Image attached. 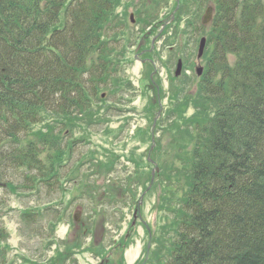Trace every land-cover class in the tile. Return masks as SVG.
<instances>
[{
	"label": "trees",
	"instance_id": "16d2710c",
	"mask_svg": "<svg viewBox=\"0 0 264 264\" xmlns=\"http://www.w3.org/2000/svg\"><path fill=\"white\" fill-rule=\"evenodd\" d=\"M120 1L0 0V141L16 143L12 153L2 151L1 165L35 168L40 180L51 174L36 146L28 155L19 150L20 136L51 157L66 153L61 124L58 135L34 134L32 126L45 113L68 123L91 118L97 85L108 79L112 45L102 36ZM207 35L200 111L187 121L190 138L185 132L176 140L190 151L175 168L183 205L174 241L166 247L157 237L161 252L153 262L264 264V0H216ZM172 165L164 163L166 176Z\"/></svg>",
	"mask_w": 264,
	"mask_h": 264
},
{
	"label": "rangeland",
	"instance_id": "374dc122",
	"mask_svg": "<svg viewBox=\"0 0 264 264\" xmlns=\"http://www.w3.org/2000/svg\"><path fill=\"white\" fill-rule=\"evenodd\" d=\"M140 72H141V66L136 64L135 67L129 69L126 72V75L132 80V82L134 83V85L138 86V81L140 80ZM166 71H161V76L163 79H166ZM107 82V81H106ZM181 86V85H180ZM121 95V94H120ZM123 95V93H122ZM137 98L139 97V94H137ZM126 98L124 96H118V99H116V103H114L117 106H122V104H126L125 100L120 101L119 99L121 98ZM136 98V99H137ZM135 99V100H136ZM111 100V99H110ZM114 104H112L113 108L110 109L108 111L109 115H112V119H113V123L111 124L112 127H117L118 123H116L119 115L121 114V112L119 110H116V108L114 107ZM144 102L141 99L136 100V102H133L132 106L136 107L138 110H140L143 106ZM123 107V106H122ZM102 111H106L105 109H103ZM176 115L173 114L170 117H168L169 119H171L172 117H175ZM134 122L135 124L141 123V120L138 118H134ZM137 120V121H136ZM143 123V122H142ZM186 137L190 138L191 132L186 130ZM189 134V135H188ZM103 135L98 134L96 136H94V141L97 143H102L101 137ZM171 136V135H169ZM168 140V138H167ZM174 144L170 143V145L167 147V150H164V153L169 152V150L171 151V155H167L163 158V160L161 161V165L162 163H166V162H171L173 159L176 158L174 154V151H176V148H171ZM131 148V146L128 147L127 150H129ZM169 149V150H168ZM6 150V149H5ZM3 150V151H5ZM1 151V150H0ZM142 151H145V148L142 149ZM13 152V151H12ZM78 157V155H76L75 159ZM149 170H151L149 168ZM2 194H4L3 192H1ZM54 196V195H53ZM50 196L47 200H49L50 198L53 200H57V196L53 197ZM42 198H46L45 196V192L42 191L41 194ZM157 194H153L149 199L146 200L145 204V208H144V215L146 216L148 222H152L156 225L155 222V217H156V213L152 211V206H154L157 203ZM37 197H35L36 199ZM12 201H8L6 202V210L4 211V213L2 214V224L4 226V228L7 229V233L9 234L10 239L8 240L7 244L9 245V249L8 250V257L10 259L17 257L21 260H23L24 258L27 259L28 261H39V260H43L41 257L42 255H46L47 257H50L54 254V252L48 251V240H52L51 236H48L44 230L43 227L37 223H31V225L28 224H24L22 219H20L21 217V213L20 211L22 209H26L31 207L32 205H34V193L33 194H27V196L25 198L22 197H12ZM11 208V209H10ZM76 208L72 209V213L75 214L76 213ZM119 215H116V217L114 218L115 220H118ZM82 218V212L79 215V219ZM113 218V214L111 213L110 218H107V223L106 226L107 228V237L108 239L114 238V239H119L124 233H125V229L127 228V225L124 224V228L122 231H120L119 233H116L115 228L113 226V222L111 221V219ZM133 218V214H129L127 213V222L132 220ZM155 225H153L152 228L155 227ZM69 231V226L68 225H63L60 226L56 232V239L61 241L64 240L68 237V232ZM138 233L139 236L137 238V242L136 245L137 248L136 249H129L128 251H126L125 254V259H126V264H136V262L138 260L141 259L142 262L145 263V254L144 253V247H146L148 241H147V236L145 233V230L143 227H138ZM72 236V235H71ZM70 236V237H71ZM98 240L100 241L101 238V232L98 233ZM50 248L54 249V246H50ZM78 251L75 252L74 256H73V263L74 264H100L102 263V261L98 258L96 259L94 256L88 255V254H78ZM161 251L159 250V253ZM164 254V253H161ZM166 255V254H164ZM117 257H116V261H117ZM19 262V261H17ZM66 262H63V264H65ZM142 264V263H140Z\"/></svg>",
	"mask_w": 264,
	"mask_h": 264
},
{
	"label": "bare ground",
	"instance_id": "6f19581e",
	"mask_svg": "<svg viewBox=\"0 0 264 264\" xmlns=\"http://www.w3.org/2000/svg\"><path fill=\"white\" fill-rule=\"evenodd\" d=\"M126 22V20H120L118 21V24H124ZM114 42L116 43H127V40L125 38V36L118 34L114 37ZM101 71L98 72V75H103L106 67L105 66H101ZM104 82L99 83L97 86L98 87H102ZM111 99V100H110ZM116 99H118V97H113L110 96L106 101H104L105 103H116ZM121 100V99H119ZM96 102H101L98 98L97 99H93L92 103L95 105ZM75 119H77L75 121V123H66L69 126V131L66 134L67 136H69V140L74 141L73 140V136L76 135L78 132H89V126L87 124H85L84 119L81 116H77L75 117ZM165 119H162L158 122V129L154 132L151 133L149 139L152 143V146L155 147L156 149H161L164 141H165V135H166V127L168 128V126L170 125V123H168ZM33 127V126H32ZM180 133L185 136V131L180 130ZM89 146L91 147H95L92 141H89ZM52 176L49 175L47 177V179L42 180V183L44 184H48L52 181ZM49 189V187L47 188ZM84 196L85 198L88 200V202L96 207H100L97 203H95V201L93 199H95V194L89 190L84 191Z\"/></svg>",
	"mask_w": 264,
	"mask_h": 264
}]
</instances>
